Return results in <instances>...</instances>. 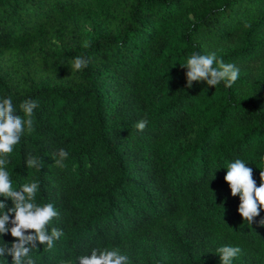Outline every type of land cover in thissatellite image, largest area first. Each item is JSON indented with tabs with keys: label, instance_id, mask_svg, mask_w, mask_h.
<instances>
[{
	"label": "trees",
	"instance_id": "trees-1",
	"mask_svg": "<svg viewBox=\"0 0 264 264\" xmlns=\"http://www.w3.org/2000/svg\"><path fill=\"white\" fill-rule=\"evenodd\" d=\"M90 4L105 35L85 29ZM260 30L264 0H0V50L9 54L0 101L11 97L24 119L20 105L38 102L34 131L6 167L17 190L39 182L36 203L59 212L49 233L63 232L51 250L37 242L36 264H79L94 248L119 250L129 264H221L223 246L242 249L232 264H264V207L252 224L244 220L225 180L241 159L261 183L264 72L251 69L231 87L188 88L181 65L193 53H215L255 66ZM77 56L89 59L81 71L71 68ZM43 73L56 83H41ZM61 148L64 168L54 160ZM29 156L43 168H28ZM15 239L0 236V246Z\"/></svg>",
	"mask_w": 264,
	"mask_h": 264
},
{
	"label": "clouds",
	"instance_id": "clouds-1",
	"mask_svg": "<svg viewBox=\"0 0 264 264\" xmlns=\"http://www.w3.org/2000/svg\"><path fill=\"white\" fill-rule=\"evenodd\" d=\"M245 27L250 24L245 23ZM84 48L91 47L90 41H85ZM89 59L77 56L72 62L74 71H81L88 66ZM188 69L186 73L187 87L191 88L193 82L206 81L209 86H217L222 81L226 87H231L238 79L240 69L233 63H225L215 53L202 55L193 53L186 64H181ZM38 102L25 100L20 108L25 117L14 115L16 112L11 97L0 101V197L12 201V207H8L5 200H0V236L11 233L16 238L14 243L0 246V257L11 256L12 264H36V260L30 255L33 248H37V242L47 245L51 250L54 241L58 240L63 232L53 227L49 233L48 225L53 218L59 216V212L52 203L40 205L36 203V196L40 189L38 181L23 184L18 190L14 188L10 172L6 165L9 163L7 157L13 152L14 146L20 142L25 131H34V121L31 118ZM148 119H142L136 124L139 131L148 126ZM55 165L60 168L66 167L64 161L69 153L61 148L56 154ZM28 168H43V160L35 156H29L26 161ZM261 183L257 186L253 179V170L247 167L241 159H236L227 166L226 182L229 184L232 196L239 195L240 215L249 223L260 215L261 207H264V171L260 173ZM14 214V218H11ZM264 225V220L260 221ZM9 225H11L9 227ZM221 264H232L234 258L238 257L242 249L234 246H223L219 248ZM79 264H129L126 255L119 250L97 249L91 251V255H82L78 258ZM60 264H71L69 261L61 260Z\"/></svg>",
	"mask_w": 264,
	"mask_h": 264
},
{
	"label": "rangeland",
	"instance_id": "rangeland-1",
	"mask_svg": "<svg viewBox=\"0 0 264 264\" xmlns=\"http://www.w3.org/2000/svg\"><path fill=\"white\" fill-rule=\"evenodd\" d=\"M85 29L89 36H102L108 33L109 28L104 24L101 15L98 12L95 4H90L88 7V13L85 17ZM254 40L261 43V47L264 49V30H260L255 34ZM66 45H60V49H65ZM9 67V54L0 50V71ZM240 69V74L243 75L253 69L255 72H264V52L261 53L255 66H246ZM41 83L52 86L56 83V79L53 76L46 75L45 73L41 76ZM247 88H252V84L247 82Z\"/></svg>",
	"mask_w": 264,
	"mask_h": 264
}]
</instances>
